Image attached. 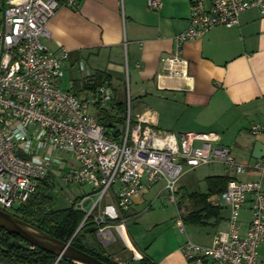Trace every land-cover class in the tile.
Instances as JSON below:
<instances>
[{
    "label": "built area",
    "instance_id": "built-area-1",
    "mask_svg": "<svg viewBox=\"0 0 264 264\" xmlns=\"http://www.w3.org/2000/svg\"><path fill=\"white\" fill-rule=\"evenodd\" d=\"M146 3L150 11L163 8V0ZM61 6L76 9L78 0H0V209L10 213L26 204L40 181L50 176L89 185L90 193L73 204L84 213L77 233L94 227L107 244L121 240L132 262L140 263L143 255L127 245L131 218L125 214L131 212L135 195L163 183L180 214V179L187 171L220 164L235 174L254 170L264 176V159L252 165L238 161L230 148L218 145L221 137L214 132L178 136L157 130L142 115L132 118L129 98L125 124L107 130L89 110L113 102L108 80L95 95L83 98L58 86L69 51H50L47 25ZM253 9L264 14V0H192L189 26L176 36L177 46L201 39L216 27L238 25L241 14ZM179 65L181 69L174 70ZM187 66L179 56L165 61L170 76L188 77ZM80 68L85 70V64ZM261 131L258 125L251 129L253 135ZM220 199L229 210L227 228L210 246L187 239L181 247L187 264H260L261 183L231 177ZM246 204L249 219L243 230ZM180 215L177 226L186 232Z\"/></svg>",
    "mask_w": 264,
    "mask_h": 264
},
{
    "label": "crops",
    "instance_id": "crops-1",
    "mask_svg": "<svg viewBox=\"0 0 264 264\" xmlns=\"http://www.w3.org/2000/svg\"><path fill=\"white\" fill-rule=\"evenodd\" d=\"M191 3L163 0L161 10L150 11L146 0H78V8L61 6L49 20L47 45L54 53L69 51L66 70L80 74L72 80L73 93L97 71L110 77L112 87L126 72L138 100L136 115H142L157 130L178 136L217 133L220 143L230 148L238 161L255 164L259 161L253 157L255 144L264 145V14L256 9L246 11L238 25L216 27L179 48L175 38L189 26ZM174 56L187 61L188 77L169 75L165 61ZM81 63H86L85 70ZM257 125L262 131L253 135L251 129ZM233 134L237 136L229 142L227 135ZM242 136L246 140L240 143ZM227 142L234 146H226ZM255 174L259 173L249 170L239 175L247 176L245 181H256ZM163 188L161 195L166 194ZM183 189L180 185L179 192ZM150 190L134 196L130 213L145 203ZM217 199L220 196L213 198V204ZM225 208V227L214 236L227 228L229 210ZM245 211L244 207L242 217ZM247 223L242 220L243 230ZM129 241L152 264H187L181 251L187 240L160 254H148L149 247L142 250ZM212 242L197 244L210 246ZM260 259L261 247L262 264Z\"/></svg>",
    "mask_w": 264,
    "mask_h": 264
},
{
    "label": "trees",
    "instance_id": "trees-1",
    "mask_svg": "<svg viewBox=\"0 0 264 264\" xmlns=\"http://www.w3.org/2000/svg\"><path fill=\"white\" fill-rule=\"evenodd\" d=\"M104 80L111 81L105 72L97 71L90 80L81 83L77 87L79 89L77 92L83 93L85 96L95 95ZM77 92H74L76 96ZM126 113L127 101L120 100L117 92L109 107L104 108L99 104L96 105L98 122L110 131L125 124ZM115 135L118 137L120 131L117 130ZM230 180L231 177L228 175L209 176L205 179L207 193L192 192L184 196V199L182 198L179 203V205L183 204L185 210L183 223L191 226L219 224L222 220V207L218 203L213 204L212 201L214 197L221 195ZM48 190L49 186L45 179L40 181L28 202L17 207L12 215L57 240L64 243L70 242L74 248L107 264H116L112 259V255H109L108 251L98 243L95 232L85 234L81 231L76 234L84 218V213L75 209L74 202L67 208L53 209L51 198L47 195ZM125 216L133 218L132 213H126ZM106 255L109 256L108 259ZM0 261L6 264H75L68 259L61 258L58 260L55 255L31 246L18 235L2 228H0ZM129 264L134 263L131 261ZM137 264L152 263L143 256V260Z\"/></svg>",
    "mask_w": 264,
    "mask_h": 264
},
{
    "label": "rangeland",
    "instance_id": "rangeland-1",
    "mask_svg": "<svg viewBox=\"0 0 264 264\" xmlns=\"http://www.w3.org/2000/svg\"><path fill=\"white\" fill-rule=\"evenodd\" d=\"M86 64V63H85ZM80 76L79 72L74 70H65V75L61 81H59L58 86L65 91H72V80ZM113 87L118 91V97L120 100H126L128 103V98L131 102V114L132 118L136 117L138 100L134 94L133 81L130 80L129 74L125 72L124 79L122 81L114 80ZM73 92V91H72ZM79 98L85 97L83 93H77ZM91 116H96V108L91 107L89 110ZM237 135H227V140H235ZM245 138L242 136L240 143L245 142ZM224 144H228L224 143ZM218 145L223 146L221 143ZM226 146H234L229 143ZM248 173V172H247ZM222 176L229 175L233 177L238 182L245 181L248 177L245 175L235 174L232 170H227L224 166L220 164H211L207 166H202L195 170L187 171L180 179V185L183 186V190L179 192L178 198L181 199L189 193L201 192L207 193V185L205 179L208 176ZM253 180L261 183L262 189H264V176L260 174H255ZM48 183L49 190L47 195L51 198V207L53 209H63L71 206L73 202L79 198L84 197L91 191L89 185H75L65 183L61 178L50 176L45 178ZM163 183L156 184L150 193L145 196L146 201L143 205L135 207L131 218L127 225L128 237L133 244L136 246H142V250L147 249V253L152 252L162 253L161 251H167L173 247L178 242H184L188 238L196 243L209 244L213 239L214 234L225 227V220H221L219 224L208 225V226H191L185 225L186 232H181L177 226V220L180 219L181 215L184 214L185 210L183 204L179 205L180 214L178 213L177 207L174 203L169 201L167 194L161 195ZM184 199V198H183ZM219 204L224 205L221 199H217ZM184 201V200H183ZM186 203L188 201H185ZM246 211L244 216H241V220L248 221L249 219V205L245 206ZM221 217L225 218L227 216V211L225 206L222 208ZM12 214V212H11ZM98 243L108 251L109 255H112V259L116 264L129 263L132 261V253L126 247V245L121 241L117 240L113 244H107L105 241L96 236ZM140 248V247H139ZM260 261L264 264V244L261 246V259ZM137 263V262H133Z\"/></svg>",
    "mask_w": 264,
    "mask_h": 264
},
{
    "label": "water",
    "instance_id": "water-1",
    "mask_svg": "<svg viewBox=\"0 0 264 264\" xmlns=\"http://www.w3.org/2000/svg\"><path fill=\"white\" fill-rule=\"evenodd\" d=\"M253 157L258 160L264 159V145L257 142L254 147ZM214 203V202H212ZM0 228L18 235L31 246L55 255L59 259H68L75 264H107L81 250L74 248L71 243H64L56 238L40 232L29 226L14 215L0 209ZM95 228L85 229V234L95 232ZM77 234V232H76ZM75 234V235H76ZM108 259L109 256L106 255Z\"/></svg>",
    "mask_w": 264,
    "mask_h": 264
},
{
    "label": "bare ground",
    "instance_id": "bare-ground-1",
    "mask_svg": "<svg viewBox=\"0 0 264 264\" xmlns=\"http://www.w3.org/2000/svg\"><path fill=\"white\" fill-rule=\"evenodd\" d=\"M127 245H128V247H129V248H132V249H134V248L132 247V245H131V243H130L129 239L127 240Z\"/></svg>",
    "mask_w": 264,
    "mask_h": 264
}]
</instances>
